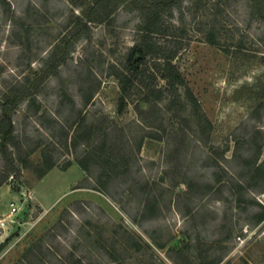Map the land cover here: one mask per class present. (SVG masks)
<instances>
[{
    "label": "rangeland",
    "instance_id": "1",
    "mask_svg": "<svg viewBox=\"0 0 264 264\" xmlns=\"http://www.w3.org/2000/svg\"><path fill=\"white\" fill-rule=\"evenodd\" d=\"M85 2L0 0V143L7 96L6 114L25 151L20 161L11 149L14 167L0 155V187L18 196L12 235L3 244L6 261L19 264L44 239L68 264L72 257L85 264H264V219L256 223L264 214V181H249L251 191L240 195L223 185L240 171L241 159L264 171V24L249 0H179L164 13V35L153 39L181 44L172 63L193 99L172 106L167 95L151 97L158 110H150L136 80L121 115L113 74L140 39L139 7L126 0L76 34V5ZM210 32L216 46L206 42ZM154 62L144 83L163 87ZM88 77L99 88L85 112L89 123L104 121L108 150L102 161L87 163L86 173L76 158L89 148L74 149L70 140L65 148L49 134L52 114L69 111L56 105V96L74 94ZM22 86L31 93L23 101ZM135 106L150 112L139 116ZM38 141L55 159L37 188L38 199L51 207L47 215L30 193L44 159L42 148L30 152ZM98 182H108L118 203L84 192ZM84 198L91 201L72 202ZM36 255L49 262L44 251Z\"/></svg>",
    "mask_w": 264,
    "mask_h": 264
},
{
    "label": "trees",
    "instance_id": "2",
    "mask_svg": "<svg viewBox=\"0 0 264 264\" xmlns=\"http://www.w3.org/2000/svg\"><path fill=\"white\" fill-rule=\"evenodd\" d=\"M2 1L5 3V0ZM109 1H114V3L110 6V4L108 5ZM125 1L126 0H86L83 7L77 4L76 7H80L81 10L80 14L75 16V33L79 34L84 30H87L89 23L96 20L98 22L102 21L114 14L118 6L123 5ZM140 1L142 4L139 3ZM178 1L179 0H132V3H135L134 5L139 7L140 19L143 26L140 29V39L136 41L128 50L120 68L116 69L113 74L118 82L120 90L117 103L118 115L123 113L127 100L133 92L132 88L136 89L134 86L136 80L140 82L138 87H144L143 90L141 89L139 92L142 93V101L149 105L150 110L151 108H156L158 110L156 103L151 102V97H154L155 101H161L164 95H167L168 104L172 106H185L184 100L190 101L193 99L192 93L184 81L183 76L172 63L174 57L181 49V44L176 42V40L171 45H167L165 43L158 44L153 39L156 35H164V30H162V15L166 12L170 13V10L178 3ZM105 2L106 5L104 4ZM249 7L252 9V12L260 20V22L264 24V0H249ZM100 11H103V16H100ZM206 42L211 46H216V35L213 32L207 33ZM149 61H155V69L160 80L164 83L163 87L151 85L148 81L144 83L143 79L147 73L146 71H148L147 65ZM151 79H153V75L150 76L149 80ZM25 87L26 86H22V89L17 90L19 91L18 95L21 101H23L27 95L31 94L30 90ZM98 88L99 84L96 79H90L88 77L81 80L74 94L68 95V93L62 91L56 96V105L59 108L69 106V111L67 112V115L64 116L62 108L60 110H56L52 114L53 118L51 119L52 126L49 136L52 139L60 137V143L61 145H64L65 148H67L69 140L74 149L81 146L85 149L89 148L88 150H83L84 154L81 159L76 158L77 164L86 173L90 172L87 163L92 162L96 164L98 162L97 160L102 161L106 155V150H108L106 147L108 134L105 133L104 128L101 129L99 124L100 122L104 124V121L89 123V117L87 112H85L86 107L93 100ZM181 92L183 96H181ZM76 99H78L79 102ZM10 103V98L6 96L2 105V116L3 119L5 118L4 122L7 128L1 132L2 138L0 143V155L7 164L6 166L14 167L12 164V150L15 151V154L20 161L24 158L23 155L25 154V151L23 148V140L21 141L18 137L13 135L14 126L10 116H7L6 114L7 105ZM135 110L136 113L142 117L148 112L141 110L139 106H135ZM176 117H180V112L176 114ZM24 142H26L25 139ZM95 143L96 146H94ZM139 147L140 146H138V149ZM39 148H42L44 159L42 161V165L39 167L38 180L43 178L48 171L55 166V159L53 160L51 156H45L47 148L42 146L41 141L35 143V146L30 148V152ZM54 150L56 149L53 147V151ZM238 166L240 171L230 173L228 179L226 180V184H223L226 185L225 187L230 189L234 195H240V192L246 193L251 191L252 188L249 186V181H264V171L256 162L250 163L249 161L241 159ZM88 189L107 196L109 199L118 203L114 200L113 194L109 192L108 182L103 184L99 183L98 186L95 185L89 187ZM242 195L243 194H241V196ZM237 202L239 205L240 201ZM263 219L264 214L257 217L256 223H259ZM57 223L60 225L61 221L58 220ZM52 231L53 230H50L48 235L53 236ZM43 251L46 253L47 258L50 257L49 262L46 264H68L64 259L52 253L50 248L46 246L44 239H39L36 243L29 247L22 255L19 264H35L29 262V258H34L38 262L36 264H41V261L37 257L36 253ZM72 260L74 262L70 264H85L79 258L72 257Z\"/></svg>",
    "mask_w": 264,
    "mask_h": 264
},
{
    "label": "crops",
    "instance_id": "3",
    "mask_svg": "<svg viewBox=\"0 0 264 264\" xmlns=\"http://www.w3.org/2000/svg\"><path fill=\"white\" fill-rule=\"evenodd\" d=\"M50 171H48V172H50ZM45 176L43 178H41L40 180L36 181V183L33 185L32 189H31L30 193L32 194V198L34 199V202L40 207V209H42L43 212H46V215H47V213L49 212L48 208H51V207L46 208L44 206V204L37 197V188L43 182V180L45 179ZM80 192H82V191H80ZM84 192H87L88 194H91V193L96 194L95 191L93 192L90 190L84 191ZM69 194H71V193L69 192ZM17 197L18 196L14 195V194L7 196L6 188L0 187V221L5 219L9 215L11 205L16 206L18 208V206H17L18 203H16V200H15ZM87 199L88 198L77 199V200H74L72 202H75V201H91V199H88V200ZM72 202H70V203H72ZM70 203H68L67 205H69ZM67 205L64 208H67ZM17 215H18V212H16L13 215V218L16 217ZM13 228H14V223H6L3 229L0 228V264H9V262H7L5 259V254H4L5 252H4L3 244L12 235Z\"/></svg>",
    "mask_w": 264,
    "mask_h": 264
},
{
    "label": "built area",
    "instance_id": "4",
    "mask_svg": "<svg viewBox=\"0 0 264 264\" xmlns=\"http://www.w3.org/2000/svg\"><path fill=\"white\" fill-rule=\"evenodd\" d=\"M10 211H9V215L0 221V228H4L6 223H14V218L13 215L17 212L18 208L16 206L11 205L10 206Z\"/></svg>",
    "mask_w": 264,
    "mask_h": 264
}]
</instances>
